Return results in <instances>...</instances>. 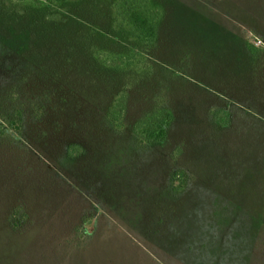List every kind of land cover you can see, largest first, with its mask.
<instances>
[{"label": "rangeland", "instance_id": "obj_1", "mask_svg": "<svg viewBox=\"0 0 264 264\" xmlns=\"http://www.w3.org/2000/svg\"><path fill=\"white\" fill-rule=\"evenodd\" d=\"M118 1L0 0V264H264V0Z\"/></svg>", "mask_w": 264, "mask_h": 264}, {"label": "trees", "instance_id": "obj_2", "mask_svg": "<svg viewBox=\"0 0 264 264\" xmlns=\"http://www.w3.org/2000/svg\"><path fill=\"white\" fill-rule=\"evenodd\" d=\"M116 10L121 20L140 39L146 41L156 39L158 12L153 10L148 3L139 0H119L116 4ZM115 107L113 110L111 109L109 114L116 121L119 119V115L116 114ZM171 120L170 111L163 110L158 115L145 119L138 126V132L141 136H146L151 132L158 131V135L163 138L165 126H168Z\"/></svg>", "mask_w": 264, "mask_h": 264}]
</instances>
